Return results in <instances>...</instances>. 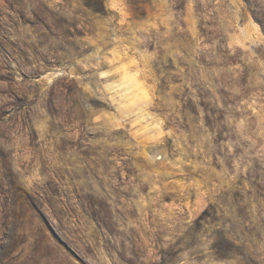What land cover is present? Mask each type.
<instances>
[{"label": "rangeland", "instance_id": "374dc122", "mask_svg": "<svg viewBox=\"0 0 264 264\" xmlns=\"http://www.w3.org/2000/svg\"><path fill=\"white\" fill-rule=\"evenodd\" d=\"M264 0H0V264H264Z\"/></svg>", "mask_w": 264, "mask_h": 264}, {"label": "trees", "instance_id": "16d2710c", "mask_svg": "<svg viewBox=\"0 0 264 264\" xmlns=\"http://www.w3.org/2000/svg\"><path fill=\"white\" fill-rule=\"evenodd\" d=\"M264 32V31H263Z\"/></svg>", "mask_w": 264, "mask_h": 264}]
</instances>
